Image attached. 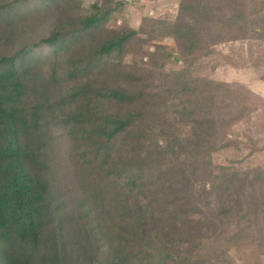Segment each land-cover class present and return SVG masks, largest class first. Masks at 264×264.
Here are the masks:
<instances>
[{
	"label": "trees",
	"instance_id": "obj_1",
	"mask_svg": "<svg viewBox=\"0 0 264 264\" xmlns=\"http://www.w3.org/2000/svg\"><path fill=\"white\" fill-rule=\"evenodd\" d=\"M84 1L0 0V264H264V139L234 129L264 98L208 72L264 66L218 48L264 0Z\"/></svg>",
	"mask_w": 264,
	"mask_h": 264
},
{
	"label": "rangeland",
	"instance_id": "obj_2",
	"mask_svg": "<svg viewBox=\"0 0 264 264\" xmlns=\"http://www.w3.org/2000/svg\"><path fill=\"white\" fill-rule=\"evenodd\" d=\"M94 1L103 2L104 0H85L86 6ZM125 6L119 18V22L127 23L131 27H138L144 16L165 17L175 16L178 13V0H124ZM53 16H47L43 20L34 23L37 26V33L47 29L53 22ZM38 35V34H37ZM219 50L231 55L235 60H247L252 56L264 54V39L249 37L241 40L223 42L218 45ZM245 58V59H244ZM211 78L218 81L238 82L249 88L255 94L264 98V66L256 67L251 64L244 67H234L230 64L218 66L215 70L208 68ZM239 139L246 140L245 133L252 135L255 139H264V112L260 109L253 110L242 119L234 128ZM242 154L247 155L249 149L242 147ZM244 155V156H245ZM237 156L233 149L222 151L215 154V161L226 163L229 159ZM246 162L259 164L264 168V150L257 152L246 158Z\"/></svg>",
	"mask_w": 264,
	"mask_h": 264
}]
</instances>
